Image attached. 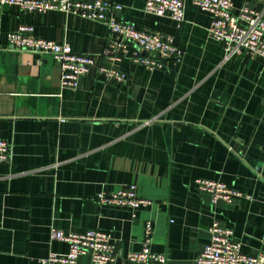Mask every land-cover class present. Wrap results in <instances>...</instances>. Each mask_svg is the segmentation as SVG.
<instances>
[{
	"label": "crops",
	"instance_id": "0c3cea01",
	"mask_svg": "<svg viewBox=\"0 0 264 264\" xmlns=\"http://www.w3.org/2000/svg\"><path fill=\"white\" fill-rule=\"evenodd\" d=\"M116 1L121 20L172 36L182 62L151 71L130 61L133 47L104 55L111 38L99 20L10 5L0 11V139L14 150L0 163V264H44L50 253H67L52 228L108 232L118 246L111 264H126L142 248L148 221L152 249L167 264H198L214 221L233 230L244 253L264 254V59L238 54L224 62L223 44L209 34L212 14L191 2L179 25L147 13V0ZM263 4L234 0V12ZM23 24L97 57L77 88L60 86L51 56L10 46L9 32ZM100 63L128 80L106 81ZM199 178L242 195L212 204ZM130 184L152 203L133 210L96 199ZM76 264H93L90 254Z\"/></svg>",
	"mask_w": 264,
	"mask_h": 264
},
{
	"label": "built area",
	"instance_id": "2783aa9c",
	"mask_svg": "<svg viewBox=\"0 0 264 264\" xmlns=\"http://www.w3.org/2000/svg\"><path fill=\"white\" fill-rule=\"evenodd\" d=\"M187 2L212 14L209 34L223 44L224 62L238 54L264 59V4L261 8L245 5L235 13L234 0H147L145 10L156 16H169L181 25L185 20ZM7 5L17 6L26 12L59 10L85 19L102 21L109 28L111 38L104 55L114 53L119 47L126 51L128 47H133L130 61L151 71L163 69L169 63L178 65L185 54L172 36H163L121 20L119 13L123 6L116 0H0V11ZM8 41L16 50H29L51 56L59 65L62 88H77L79 80L89 73L98 60L92 54L75 52L68 42L58 43L38 37L31 24H23L17 30L9 32ZM98 72L108 82L123 84L128 80L127 72L107 64L100 63ZM13 153L12 142L0 139V163L10 162ZM196 185L200 190L210 193L212 204L220 200L231 203L242 195L240 191L217 180L199 178ZM96 199L100 204L133 210L152 203L150 199L139 196L135 184L113 192H99ZM153 231V224L148 221L142 248L129 252L126 264H167V255L152 249ZM209 233V242L196 257L198 264H264V254L250 255L242 251L241 243L234 237L231 228L214 221ZM51 239L67 242L69 250L67 253H50L43 260L44 264H76L78 258L87 253L93 264H111L118 258L117 243L105 231L66 233L52 228Z\"/></svg>",
	"mask_w": 264,
	"mask_h": 264
}]
</instances>
